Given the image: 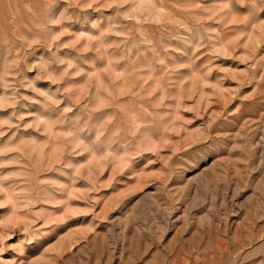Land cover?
I'll use <instances>...</instances> for the list:
<instances>
[{"label":"rangeland","instance_id":"rangeland-1","mask_svg":"<svg viewBox=\"0 0 264 264\" xmlns=\"http://www.w3.org/2000/svg\"><path fill=\"white\" fill-rule=\"evenodd\" d=\"M0 264H264V0H0Z\"/></svg>","mask_w":264,"mask_h":264}]
</instances>
